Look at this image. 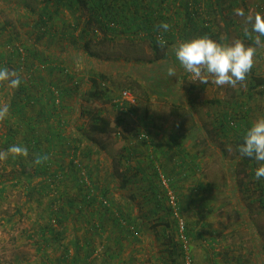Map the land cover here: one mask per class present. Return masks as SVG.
<instances>
[{
	"label": "rangeland",
	"instance_id": "obj_1",
	"mask_svg": "<svg viewBox=\"0 0 264 264\" xmlns=\"http://www.w3.org/2000/svg\"><path fill=\"white\" fill-rule=\"evenodd\" d=\"M27 3L35 7V13L25 9ZM45 4L44 0H0V68L7 67L16 71L18 67L17 72L20 77L27 82L35 79V83L39 84H35L38 88H43V86H40L41 79L46 78L47 86H53V84L60 88H64L67 85L81 86L82 93H80L79 97L76 98V92H72V94H69L70 97L72 96L71 98L66 94L60 98L62 105L60 106V103L56 104V112L62 115V119H66L65 116L67 118L75 116L74 128L81 127L82 131L80 133L77 132L78 135L76 133L73 135L77 139V143L56 141L58 146L54 147V154L50 156L48 176L46 177L34 174V166L29 165L32 162L29 157H14L9 154L7 159L0 160V191H3L0 192V264H16L13 263L14 257H19L24 264H74L73 249L81 232L77 228L80 223L79 220L82 219V223L86 225L90 215V208L87 210L86 208L83 209L84 207L82 206L85 195L90 192L91 187L94 185L98 187L96 191L107 190L109 194L111 193L110 196L115 192L118 197L109 196L108 199L112 202L113 209L119 212L125 201L122 202L121 200L124 197L122 194L130 197L134 192L139 194L146 191L144 190L146 184L143 185L138 180L141 175L136 177L135 174L139 166L144 168L146 165L141 162L140 151L138 154L136 153V148L139 145H143L138 144L135 135L144 131L152 132V144L159 145V151H155V154L151 153V155L156 156L159 154L158 156L165 158L162 146L169 143L172 136L171 132L173 133L174 130L173 120L169 117L171 111L169 104L161 103L157 99H154V102L150 103V105L145 102L140 103L139 99L143 98L140 90L138 95L142 97H138L137 94L134 95L137 99V107L133 116L120 115L111 101L91 99V94L95 91L98 90L100 94H104V91H106L98 84L105 83L109 87V92L112 87L113 89L109 96L114 99L118 97L120 92L124 90L130 91L129 87L134 83L132 78L128 79L122 74H115L109 80L100 77L96 87L92 83L90 86L87 83V77L92 79L94 74L89 72L91 69H86L85 67L103 66L107 65V62L111 63L110 67H113L114 63H123L125 67H133L137 60L141 64L145 63L153 57V52L147 42H141L136 39L134 44H130L127 37H116L112 42H109L108 38H104V35H101L99 39L93 35H86L83 32L84 29H88L86 14L84 12L70 13L67 11H60L58 16L55 17V29L53 30L55 32H52V34L56 36L54 38H51L50 34L42 36L41 31L43 29L37 23L40 10ZM84 44H89L90 53H93L95 57L84 56L86 65L84 63L80 65L77 63L79 56L76 54L77 52H73V54H76L74 56H69L67 52L70 51L71 47L76 49L83 48ZM19 49H23V51L26 49L28 54L30 50H36L42 60H46L48 57L56 59L57 64L63 68V72L51 73L48 70L45 71L42 69L44 65L35 62V59L31 56L22 61L23 55L19 52ZM24 53L25 55L27 54L25 51ZM68 56L71 61H68ZM2 63L4 64L2 65ZM31 70L34 71V74H32ZM35 70L40 72L36 71V73ZM94 73L98 75L95 70ZM69 77H72V79ZM31 83H34V81ZM66 88L69 87L67 86ZM35 89L37 88L34 86L31 92H36ZM16 90L6 84H0V106L4 104L9 106L8 117L0 121V151L7 152L10 146L18 145L22 141L25 131L29 129L25 123L28 118H33L36 113L29 112L28 118L24 121L17 117L10 118L12 116L11 103L15 98ZM164 101L162 99V102ZM145 107H148L146 116L144 114ZM82 112L87 115L76 121ZM94 114H99L102 118L113 122L114 125H117L121 119L123 122L116 127L114 135L94 134L90 130ZM145 120H147L149 126H144ZM32 124L38 126L34 122ZM158 128H162L163 132L165 131L161 137L153 135V130ZM120 130L125 132V139L117 137V133ZM14 131L15 133L18 132V136L16 135L14 142L6 144L9 134H14ZM40 133H43L42 135L47 134L44 128L40 129ZM68 135L69 131L64 130L62 137L66 139ZM173 137L176 138L177 136ZM198 138L200 141L203 140L201 135ZM184 142V145H187V142ZM102 145L106 146V148L109 147L111 150L109 148L103 149ZM190 145L188 144V146ZM229 145L231 144L229 143L225 146L226 152L229 156L234 155L236 151L232 148V151L229 152ZM195 146L205 147L204 141L199 146L195 143ZM49 147V144L44 145V148ZM133 147H135L134 151ZM75 148L78 149L77 152ZM220 150L221 146L216 143L214 149L203 157L204 164H202V168L185 172L181 180L176 178L179 181L178 190L172 194L184 201L186 205L190 202L189 206H192L193 209V212L189 210L182 215L185 226L188 225L189 229H193L197 224L201 225L204 222L213 224L227 223L229 226L252 225L251 232L257 235V242L261 244V242H264V209L260 207L259 203L255 202L258 199L259 192L255 190L257 187L255 184L256 179L254 177H244V175L240 174L238 180L243 181V185H238L233 191L230 185H227L229 183V170L222 161ZM227 159L228 161L231 160L230 157ZM107 160L113 164L112 171H109L110 175L106 173V170L110 168ZM75 161L82 165L85 172H89L92 175L94 182L90 183V179L87 184L85 181L83 182L82 175L76 171L78 168L75 165ZM144 169L151 176L152 172L147 168ZM96 170L98 173L100 171L101 175L97 176L100 177L99 179L94 176ZM114 177L119 180L117 185L109 182L113 181ZM27 178H30V180ZM124 180L128 181V183L126 184ZM201 180L204 182H201ZM198 182L203 185H207V183L210 185L205 186L206 190L202 191L197 189V186L201 185ZM44 184H49L50 190H44L46 196L44 199H38L40 196L37 193H39ZM122 185L123 187H121ZM167 190L162 187V191H165V199H167L165 206L168 208L170 204L167 197H169L168 195L171 191ZM76 196L78 198L75 200V209H68V202L72 201ZM188 197L194 200L188 201ZM51 202L55 203L50 206ZM132 204L138 206L139 202L137 200ZM75 206H81V212H79V207L76 208ZM48 208L61 216L62 214L66 215V213L71 214L70 216L66 215L69 218L68 226H66L65 236L60 242H55V239L47 231L45 233L42 232L43 228L48 224H51L54 233L63 229L61 224L53 222L54 218L50 222ZM91 208L94 213H99L100 211V208ZM171 220H174V217L170 215L168 222H171ZM242 233L246 234L248 232L243 231ZM140 234L143 235L144 233H139L138 237H140ZM239 234L240 232H235L233 234L235 235L234 239L230 240L232 237H229L225 239L226 242L234 241L235 238L240 237ZM173 237V242L178 241L179 244V233L176 232ZM126 240L131 247H138L139 238L136 240L127 238ZM147 242H145V245ZM227 245H229V242ZM66 247L68 249V257H65ZM260 247V252L263 253L264 244H261ZM42 248H46L47 253L41 257L40 251ZM216 248L218 250L223 249L222 246H216ZM155 251L156 249H151L149 253L147 251L145 256L140 257V259L143 258L140 262L142 264H160L156 253L153 256ZM262 253L259 254V259L264 255ZM188 254L194 256L196 264H200V258L203 255L202 244L199 241L190 240ZM138 255H141V253H138ZM184 255V253H178L177 261L179 264L183 263ZM196 255L197 257H195ZM135 256L137 259L136 254Z\"/></svg>",
	"mask_w": 264,
	"mask_h": 264
},
{
	"label": "crops",
	"instance_id": "obj_2",
	"mask_svg": "<svg viewBox=\"0 0 264 264\" xmlns=\"http://www.w3.org/2000/svg\"><path fill=\"white\" fill-rule=\"evenodd\" d=\"M212 3L215 5V8L212 16L209 17V31H200L196 25L187 27L184 33L185 41L208 35L211 39L220 43L230 44L236 39H241L246 45L253 46V41L243 33V18L237 16L234 13V9L242 8L246 15L249 13L253 15L261 13L264 15V0H213ZM249 27L251 26L249 25ZM173 36L175 39H173V46L169 50L168 59L161 61V63L158 62L157 64L160 66L159 68H163V66L175 67L176 76L179 79L176 78V83H173L175 86H164L162 91L157 86L154 87L155 89L153 88L154 91L151 90L152 88L149 89L150 86H147L150 92H148L147 96L139 99L140 103L145 102L147 105H150V103L154 102V99H157L158 101L160 100L159 102L161 103L169 104L170 110L172 109L169 117L173 120L174 130L173 133L171 132L172 136L170 137L169 143L162 146L164 151L163 155L166 157L158 156L159 154L156 156L162 159L167 165L169 163V161H167L168 159L175 162L177 156H180L182 152L188 154L190 158H194L196 153L193 152H198L200 148L202 152L206 150L207 155L210 150L214 149V145L216 144L215 141L210 138L213 131L215 134L213 136H223L224 142H226L225 146L230 143L233 145L232 148L236 151L235 153H237L236 149L243 143V136L247 129L251 127L254 121L264 117V49H258L254 58V66L248 74L243 86L239 84L236 88H232L228 85L217 86L211 82V77L207 84H202L198 80L194 81L192 76L180 65L174 53V46H176L178 42H181L178 37V30L173 32ZM221 37H223V40H221ZM85 46L84 44L83 48L80 49L71 47L67 54H69V56L78 54L77 63L80 65L84 63V65H86L84 56L87 57V55L90 54H87L84 50ZM75 51L77 53L73 54ZM69 56L67 59L71 61ZM106 64L107 65H103L104 67L102 65L97 67H85L86 69H91L89 72L94 74L92 79L87 77V83H89L90 86L93 84V79L98 81L100 77L109 80V78L115 74H122L124 77L128 78L130 73L128 70L126 71L125 68L110 67V62ZM142 64L144 65L145 63ZM145 68L146 67H141V70ZM129 69H131V67H129ZM94 70L98 75L94 73ZM136 78L144 87L149 85L148 78L144 77L143 74L138 75ZM259 78L262 80V83L257 85L256 79ZM171 90L173 93H171ZM169 93L171 94L169 95ZM67 95L70 97L69 94ZM79 96L80 95H76V98ZM139 97H141V95ZM162 99L165 101L162 102ZM174 107L182 108L181 111H183V109L185 110L186 117L183 123L178 121L177 115L173 113ZM147 110L148 107H145V116ZM86 115L87 114L82 112L76 121L80 118H84ZM226 116L233 121L229 128L225 126ZM65 118L67 123L72 120V127L69 129L68 136H73L75 133L77 134V128H74L75 116L69 118L65 116ZM53 127L54 126H51L52 129ZM162 133H165V131H162V128L153 130V135H155V137L163 136ZM200 135L203 136V140L201 141L198 138ZM173 136L177 137L175 138ZM183 140L187 142V145H184L185 142ZM202 141H204L205 147L195 146V143L199 146ZM138 144L143 146L139 145L140 147L138 146L136 148V153L138 154L140 151L141 162L145 163V168H147L146 157L150 156L151 153L154 154L155 151H159V145L141 142H138ZM188 144L191 145L188 146ZM219 146L222 145L219 143ZM101 147L103 149L109 148L103 145ZM134 150L135 147H133V151ZM203 161V158L197 160V162L201 164V167H203ZM107 164H109L110 168L106 170V173L109 174V171L113 169V164L108 160ZM97 167L99 168L98 165ZM98 175H101L100 171L98 173L96 170L94 173L96 179L100 178L97 177ZM151 179L152 178L149 177L143 179L142 175L141 178H138L143 185L146 184L144 190L150 187ZM109 182L117 185L119 180L114 177L113 181ZM124 182L126 183L128 181ZM201 182L204 181L201 180ZM262 182L264 183V180H262ZM198 187L199 186H197V189ZM146 191L140 192L139 194L134 192L130 197L122 194L124 197L121 199L122 202L125 200L124 205H122L121 213L130 218V221L138 227L140 233H144L143 235L140 234V237H138V247L135 248L130 246L126 240L127 237L125 233H123L121 229H118L114 224L113 218L109 214H104L101 210L99 213H94L91 210L92 208H90L88 224L84 225L82 219L79 220L80 223L77 228L80 229L81 232L73 249L74 264H142L140 261H142L143 258L140 259V257L145 256L147 251L149 253L151 249H156L153 256L156 253L160 264H179L177 261L178 251L173 244V236L176 235L175 223H173L172 220L168 222L169 213L167 210H158L155 213V206L148 202L149 198L152 199L153 193ZM110 197L117 198L118 194L113 192ZM137 200L139 202L138 206L132 204ZM189 210L193 212L192 206L189 207ZM95 226L103 227V230L101 229L102 232L101 230L100 232L97 231ZM251 228L252 225L229 226L227 223L213 224L204 222L201 225L197 224L195 227L196 237L193 238V240L195 242L199 241L200 244H202L203 255H201L202 259L200 258V264H264V255H262L264 252H260V245L264 244V242H261V244L257 242V235L251 232ZM191 230L193 231V229ZM243 231L248 233L243 234ZM198 232L200 235L197 234ZM235 232H240V237L235 238L234 241H228L229 245H227L228 242H226L225 239L232 237L230 240H233L235 237L233 234H235ZM146 241L148 242L145 245ZM216 246H222L223 249L218 250ZM46 253L47 249L42 248L40 251L41 257ZM138 253H141V255H138ZM260 253H262L261 259H259ZM135 254L138 257L137 259L135 258ZM195 257H197V255ZM194 262L195 264L197 263L195 258ZM13 263L24 264L19 257H14Z\"/></svg>",
	"mask_w": 264,
	"mask_h": 264
},
{
	"label": "trees",
	"instance_id": "obj_3",
	"mask_svg": "<svg viewBox=\"0 0 264 264\" xmlns=\"http://www.w3.org/2000/svg\"><path fill=\"white\" fill-rule=\"evenodd\" d=\"M38 1V0H35ZM46 4L44 7L40 10V13L38 15V26L42 27L43 31L42 36L49 35L51 38H54L56 35L52 34V32L55 29V17L58 16V13L60 11H67L70 13L74 12H80L86 14L87 19V26L88 29H84V34L86 35H93L95 38H100L101 35H104V38H108L109 42H112L116 37H127L130 44H134L136 39L139 41H145L149 44L152 52L153 57L152 59H149L145 64H141L140 61L137 60V63L129 69V67H125L123 63H114L113 67H122V69H126V71H129L128 79L132 78V84L129 89L133 93V95H138L139 90L142 92V96L145 97L148 95V92H150L149 89L154 91V87L157 86L161 89V91L165 87L168 86H175L173 83H176L175 77L168 76L167 70L169 67L163 66V68H159L160 66L157 64L158 62L161 63V61L168 59L169 57V50L173 46V32L178 30L179 39L181 42L185 41V29L187 27H193L196 25L200 31H209L210 27V19L209 17L212 16V13L214 11L215 5H213V0H44ZM25 9L29 12L35 13V7L30 5L29 3L26 4ZM162 22H166L170 25V29L167 32H163V37L167 41V45L161 49V47L157 43V36L161 35V31L156 30V26L161 24ZM76 30V29H75ZM183 30V32H182ZM110 39V40H109ZM106 42V40H104ZM84 50L90 54V56L95 57L93 53H90V46L89 44H86ZM24 51L27 53L25 59L28 58V56H31L35 59V62H38L40 65H44L45 71H49L51 73H61L63 72V68L60 67L57 64L56 59H51L52 57H48L46 60H42L39 58V54L36 50L31 51L28 54V51L24 49ZM50 58V59H49ZM38 60V61H37ZM33 62V61H32ZM4 63H2L3 65ZM29 64V63H28ZM33 64V63H32ZM164 64V63H163ZM26 65V64H25ZM166 65V64H165ZM135 67V68H134ZM139 67V68H137ZM141 67H146L144 70H141ZM18 67L16 68V71H18ZM39 70H35V72ZM32 74H34V71L31 70ZM37 73V72H36ZM143 74L144 77L148 78V84L145 87L143 84L139 82V80L136 78L138 75ZM21 78V85L16 90L15 98L12 100L11 103V117H17L21 121L26 120L29 115V112H36L33 118H28V121L25 123V125L29 127L28 130L25 131L22 141L18 143V145L26 146L29 151V157L32 162L29 164L33 167V171L35 175L46 177L48 168H49V161L41 164L36 165L34 164V158L36 155H43L46 154L49 157L54 154V147H57L56 141H62V142H68L70 143H77V139H75L74 136L70 135V137L63 138L62 134L63 131H69L72 127V120H70L68 123L65 119H62V115L60 113H57L56 110V102H54V96L51 91L52 87H57L62 91L60 92L61 97L63 95L72 94V92H76L77 95H80L82 93V87L75 86H69V88H60L57 85L53 86H47V78L41 79V85L43 88H38V83H35V79H31L30 81H25L22 77ZM72 79V77H69ZM179 79V78H178ZM67 81V79H65ZM34 83H31L33 82ZM99 81V79H98ZM98 81L96 79H93V85L94 87L97 86ZM257 85L262 83V80L256 79ZM37 84V85H35ZM114 84V82H113ZM99 86H102L98 84ZM112 85V84H111ZM168 85V86H167ZM36 92H31L33 88ZM114 86V85H113ZM147 86H150L148 89ZM108 86L106 85V91H104V94H100L99 91H95L93 94H91V99H99V100H106V102H112L113 98L109 96L111 90L109 92ZM154 88V89H153ZM167 89V88H166ZM103 90V89H102ZM138 90V91H137ZM108 91V92H107ZM128 91V90H127ZM102 92V91H101ZM170 92V91H169ZM171 93L173 91L171 90ZM169 93V95L171 94ZM141 96V97H142ZM62 103H60V106ZM181 107V106H180ZM180 107H174L173 113L177 115L178 121L181 123L184 122L186 117V112ZM116 108V106H115ZM30 110V111H29ZM172 111V109H171ZM131 112L135 113V109L131 110ZM226 122L225 126L230 127L232 124V119L228 118L226 116ZM36 123L37 125H33L32 123ZM123 122V120H119L117 125H114L113 122L102 118L99 114H94L92 117V124L90 126V130L94 134L98 135H105L110 134L114 135V130L117 126H119V123ZM29 123V124H28ZM50 124H56L53 125V129L51 128ZM144 126H149V123L147 120L144 121ZM44 128L46 130V135H42L43 133H40V129ZM11 130V129H10ZM82 131L81 127L77 128V132L80 133ZM147 134L150 136V142L152 143L153 137L152 132L146 131ZM216 132V131H215ZM16 135L18 136V132L14 134H9L6 144L8 142H14ZM214 131L212 132L211 139L215 141V143H220L221 151L220 156H222V161L226 168H228V175H229V183L231 189L235 191L236 187L238 185H243V181H239L238 178L241 175H244V177L255 178V170L259 167V164L254 159H250L247 157H243L237 153L234 155H228L225 149V142L224 137H216L213 136ZM71 139V140H70ZM45 144H49V148H44ZM76 152L78 151L77 148ZM200 150V148L198 149ZM200 152V153H199ZM196 155H194V158H190L188 154L185 152L180 153V156H177L175 162L168 159L169 163L166 165L162 160L160 161V158L158 156L155 157V155H150L146 157L147 159V169H149L152 174L151 176L146 172V169L138 167L136 171V177L142 175L143 179H146V177L152 178L151 184L148 189H146L149 192H152L154 195L151 198L148 199L149 204H152L155 206V213L159 210H167L170 215L174 217L173 223H175L176 232L180 234V221H183L182 215L184 212H187L189 210L190 202L186 205L184 201H181L177 196L176 197V209L178 211V217L175 216V213L172 209V207H166L165 202L167 199H165L164 192L162 191V187L167 190V188L163 185V179L167 180L168 183V190L174 193V191L178 190V183L179 181L176 179L178 178L181 180L184 173L187 171H195L196 169L202 168L201 164L197 162L198 159H202L206 155V150L204 152L198 151L195 152ZM74 154V153H73ZM155 154V152H154ZM76 156V155H74ZM152 156V157H151ZM228 157H230V161H228ZM33 158V159H32ZM198 158V159H197ZM227 159V162H226ZM84 169V168H83ZM85 170V169H84ZM79 173V170H76ZM85 177L91 182H94L92 180V175L89 174V172H84ZM25 174V173H24ZM88 174V175H87ZM83 178V182L84 177ZM30 180V178H27ZM256 179V178H255ZM264 180V177H262L260 180L256 179V188L255 190L258 192V199L255 201L259 203L260 207L264 209V183L262 182ZM125 181V180H124ZM81 182V178H80ZM262 182V183H261ZM128 182H126L127 184ZM210 184L207 183V185H199L198 189L205 191L206 187ZM123 187V185L121 186ZM50 190L49 184L42 185V189L37 193L40 197L38 199H44L46 196L44 193V190ZM95 189V190H94ZM98 189L97 185H94L91 187V190L87 195L84 197V204L82 205L83 209H89L91 207L100 208L101 211L104 212V214H108L113 218L114 224L118 227V229H121L123 233H125V236L132 240L134 238L135 240L138 239V234L140 233L138 230V227L130 221V218L128 216H125L121 213V210L117 212L113 209V204L111 201H109V191H96ZM257 191H255L257 193ZM3 192V191H0ZM176 193V192H175ZM244 194V193H243ZM245 195V194H244ZM186 197V196H185ZM78 196L73 198L72 201L68 202V209L74 208L75 200H77ZM169 200V197H167ZM184 199V198H183ZM236 199V198H235ZM59 200V199H58ZM61 200V199H60ZM188 201H192L191 197L187 198ZM194 200V199H193ZM63 201V200H61ZM252 202V200H250ZM55 202H51L50 206H52ZM252 204V203H250ZM78 208L81 212V206H75ZM49 209V208H48ZM75 209V208H74ZM73 209V210H74ZM243 211V209H241ZM49 218L50 222L52 221V218H54L53 222H57L58 224H61L63 229L57 233H54V230H52L51 224L46 225L42 232H48L53 239H55V242H60L61 239L65 236L66 233V226H68V220L69 218L67 216H70L71 214L66 213L59 215L54 213V211L49 209ZM76 221V219H75ZM64 224V225H63ZM96 230L100 231L102 227L95 226ZM196 227V226H195ZM195 227L193 228V231L188 228V225L185 226L184 223V229H183V235L185 238L190 241L193 238L196 237V230ZM101 228V229H100ZM195 230V231H194ZM200 235V233H197ZM131 237V238H130ZM46 241V238H45ZM176 250L178 253H184L182 244L177 242H173ZM65 257H68V249L65 248ZM185 257V255H184ZM192 260V264L194 262V256H190ZM183 264V263H182Z\"/></svg>",
	"mask_w": 264,
	"mask_h": 264
},
{
	"label": "clouds",
	"instance_id": "obj_4",
	"mask_svg": "<svg viewBox=\"0 0 264 264\" xmlns=\"http://www.w3.org/2000/svg\"><path fill=\"white\" fill-rule=\"evenodd\" d=\"M234 13L243 18V33L253 41V46H248L241 39L229 43H220L211 39L208 35L194 38L190 41L178 42L174 46V53L182 68L192 76L194 81L207 84L211 82L217 86H243L250 71L254 66V58L258 49H264V15L256 13L245 14L242 8L234 9ZM249 25L251 27H249ZM170 25L166 22L156 26L161 35L157 36V43L163 49L167 41L163 32H167ZM223 40V37H221ZM168 76H176V68L169 67ZM22 81L15 70L7 67L0 68V84H6L12 89H18ZM181 83V81H180ZM9 115V106H0V121L5 120ZM243 157L254 159L259 167L255 170V178L260 180L264 177V117L254 121L243 136V143L236 149ZM228 151H232L231 145ZM11 154L14 157H27L28 148L22 145H12L7 152L0 151V160L7 159ZM50 157L46 154L36 155L34 164L41 165L47 162Z\"/></svg>",
	"mask_w": 264,
	"mask_h": 264
},
{
	"label": "built area",
	"instance_id": "obj_5",
	"mask_svg": "<svg viewBox=\"0 0 264 264\" xmlns=\"http://www.w3.org/2000/svg\"><path fill=\"white\" fill-rule=\"evenodd\" d=\"M159 36V35H158ZM19 52L23 55L22 56V61H25V53L23 51V49H19ZM43 70H45V67H42ZM67 72V71H66ZM100 85H102L101 87L103 89H106V84L105 83H101ZM52 93H53V98L56 102V104H59L61 101V95L60 92L61 90L57 87H52L51 89ZM108 92V91H107ZM112 103L114 106H116L117 111L119 112L120 115H125V116H133V113L131 112V110L135 109L137 107V99L136 97L130 92V91H122L120 92V94L118 95V97L114 98L112 100ZM136 139L138 142L141 143H148L150 142V136L147 134L146 131L144 132H140L137 133L136 135ZM117 137L121 138V139H125L126 134L123 130L118 131L117 133ZM75 165L77 166L80 174L84 177V180L86 182V184L88 183V179L85 177V170L83 169L82 165H80V163H78V161H75ZM163 185L165 188H168V183L166 179H163ZM169 196V204L170 207H172L175 216L178 217V211L176 209V197L175 195L172 194V192L168 195ZM180 243L182 244V248L185 254L184 257V261L183 264H192V260L190 255L188 254V249H189V241L185 238V236L183 235V229H184V223L182 221H180Z\"/></svg>",
	"mask_w": 264,
	"mask_h": 264
}]
</instances>
